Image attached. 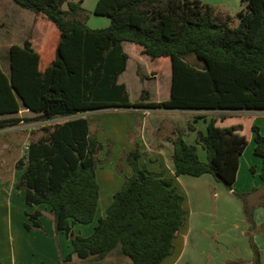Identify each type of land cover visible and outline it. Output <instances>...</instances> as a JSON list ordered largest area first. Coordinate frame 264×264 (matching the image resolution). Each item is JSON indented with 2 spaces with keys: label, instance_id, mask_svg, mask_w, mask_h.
Segmentation results:
<instances>
[{
  "label": "trees",
  "instance_id": "obj_1",
  "mask_svg": "<svg viewBox=\"0 0 264 264\" xmlns=\"http://www.w3.org/2000/svg\"><path fill=\"white\" fill-rule=\"evenodd\" d=\"M12 1L57 28L42 53L28 38L22 46H11L9 73L0 61V131L29 122L19 116L22 110L36 114L33 120L40 122L69 118L44 128V135L29 142L16 164L21 172L16 188L24 191L25 204L48 206L56 231L71 239L72 252L65 264H74L75 256L104 262L114 251L132 264H162L174 254L175 240L188 217L175 178L206 174L241 200L253 263L262 264L253 236L264 232V226L258 228L249 200L257 190L238 194L233 187L251 139L255 156L262 159L264 182V134L253 115L233 113L264 112V0H243L246 8L239 12L236 26L230 16L216 17L213 8L199 0H98L95 15L110 19L102 29L87 25L85 0ZM124 43L142 47L151 59H170L169 99L154 101L144 89L138 101L130 100L127 85L120 82L130 59ZM103 110L221 116L207 121L206 132L191 128L197 133L195 144L187 143L183 131L174 132L168 140L174 146V178L140 164L142 152L136 145L127 154L132 174L114 194L106 216L84 237L74 227L96 219L101 197L98 154L103 148L85 115ZM233 119L238 121L231 124ZM241 120H247L249 136L244 135ZM199 146L207 153L206 162L199 157ZM25 215L27 231L43 229L40 209Z\"/></svg>",
  "mask_w": 264,
  "mask_h": 264
},
{
  "label": "rangeland",
  "instance_id": "obj_2",
  "mask_svg": "<svg viewBox=\"0 0 264 264\" xmlns=\"http://www.w3.org/2000/svg\"><path fill=\"white\" fill-rule=\"evenodd\" d=\"M70 1L77 2L79 0ZM96 1L98 2V0H89L86 3L85 7H83L88 12L87 22L90 27H93L95 25L97 26L100 23H104V20L106 19L105 17H99L95 15L94 11L97 5ZM199 1H201L202 4L213 8L216 17H222L226 15L230 16L234 21L233 26L238 25V14L246 8V3L243 0ZM64 8H67V6H65ZM8 18L9 20L5 18V14L0 13V54H4V56H6L5 58L1 57L0 61L5 70L8 68V46L21 41L24 42L26 40L24 37L29 33L26 28L22 32V30L20 31L19 29H15L14 26L12 27L10 16H8ZM23 20L25 22L30 20L26 13L23 14ZM2 23H6V25L4 24V26L1 27ZM51 25L53 28H55L53 24ZM38 31L39 33L41 32V30ZM137 48L139 49V46L132 43L126 45V51L131 54L132 59L128 63L127 71L121 77V80L128 86L127 89L130 100L132 102L138 101L144 88L148 89V91L152 94V99L154 101H163L169 99L170 95L168 92V78L170 82L171 66L169 63H167L169 62L168 59H151L147 56H141L139 53L140 50L138 51ZM189 61L191 63L195 62L194 58H190ZM136 74L140 77V80H138ZM103 111L104 112H101L97 115L95 114V116L85 115L91 117L90 121L92 132H95L97 134L99 141L103 145V148L98 154L99 169L97 171V175L101 188V198L96 219L92 224L89 225L77 224L75 229V233L77 235H81L84 237L88 235V231H92L94 229L93 224L96 225L100 218L106 216L107 209L113 201L114 194L122 188L124 181L127 179V177H129L128 173L132 171L127 161V154L129 152L125 153L123 150L128 148L130 143L133 144V150L135 149L136 145H139L140 148V144L136 142L137 138L140 136V126L143 121L145 122L144 124L147 129H151V127L154 128L158 125L159 129H156L157 131L155 132V137L159 136V139L160 137L165 140L173 139V137H175L174 132L176 130H181L185 134V140L187 141V143L195 144L197 133L196 131H192L191 128L195 127L197 131L206 132L207 121H209L212 117L221 116V113L219 112H178L174 114L167 113L163 115L156 114L148 110L138 112H130L132 110ZM146 113H149L150 115H146ZM226 114L231 115L232 113ZM233 114L242 116H259L257 117V119H259L257 125L263 127V129H261L262 133L264 134V112H243L240 114L234 112ZM19 116L30 121L21 123L17 127L0 131V177H3L5 182V192L3 196L2 194H0V255L3 259L4 264H11L12 240L9 236L13 232L16 233L20 228L23 229V223L25 222L26 218L24 211L32 213L34 212L33 208H38L43 213L44 226L43 229L33 230V233H31L30 238L33 239L35 247L34 263L65 264L64 260L72 251L71 239L66 234L56 231L54 227L53 214L50 212V208L48 206L33 208L26 206L24 203V191L16 188V185L19 182L21 176V172L16 169V164L21 158L24 157L26 146L30 141L40 139L44 135V128L55 125L56 123H62L64 121V117H59L49 122H40L33 120L37 116L34 113H23L21 115L19 114ZM202 116H205L206 120L201 119L200 117ZM196 118L199 119L195 121ZM235 121H238V119L231 120V124L236 123ZM241 121L244 122V125L246 126L244 135L249 136L251 132L248 129V122H246L247 120ZM147 132L149 134V137H151L152 131L149 132L148 130ZM144 141L148 143L146 133L145 137L143 138V142ZM199 157L201 161H207V153L201 146H199ZM256 158L258 157H255L252 149L248 148L247 146L245 152L242 154V160L240 159V163L242 162V165L241 168L239 167L240 171H238L239 185L237 186V188L242 187V185H249L248 187H252L256 180H261L260 174H258V176H255L256 172L252 173L251 171V167H254L256 171L255 165L252 164L253 159ZM153 161L155 163L158 160L149 159L147 157V154L144 156V154L142 153L140 164H145L146 162L151 163ZM163 164L166 166V168H168L169 166L171 167V165H173L172 158L170 156H165L163 158ZM211 178H213L215 181L213 179L208 181V179L206 178L203 179L200 177L195 178L183 176L176 183L179 192L185 197L184 208L186 209L189 216L188 221H186V225H189L187 230L190 227V220L193 219L194 221V219H197L196 217L200 214L201 211L208 214L210 213L211 215L217 213V215L221 218L224 217L223 220L227 219L226 216H228L230 219L234 218L235 220H239L240 211L237 209L238 206L236 205V203H233L232 201L228 203V200H225L224 198L222 200L226 202L223 204L221 203L222 206L221 204H218L217 206V197L215 196V193L218 192V189L216 188L217 184L223 186L228 196L230 191L224 183L217 181L213 176ZM237 193L241 194L239 192ZM263 194L264 191L257 189V191L252 192L249 196L250 205L253 208L255 214L259 212L260 208L264 207L260 206L259 204L260 196H262ZM232 198H234L235 201H237V199L240 200L235 195H233ZM210 208L214 211H209ZM243 214L245 215V212ZM210 221L212 220L210 219ZM214 223L217 222H213V224ZM208 224L211 225L212 223L208 222ZM185 226H183L184 229L182 227L183 237L187 233V230H185ZM216 226L219 227L213 229L210 226L209 228H206V230H204L198 227L197 224L192 222V229L194 233L191 236V240L194 242L195 233L199 234L201 232L204 234V236L203 234H201L196 237L198 247L196 244H191L188 250L192 252V255L190 254L189 256H187L186 259L192 257L193 261H196V250L199 248V246L200 248L198 251L199 255L201 256H203L204 251L215 252L216 250H218V255H213L211 257L221 258L223 257L221 255H226L225 251L228 250L225 247L220 246L219 248H217V244L214 243L216 247L214 248L212 244L213 241H216V237H214L217 236L216 231H220L223 223H217ZM212 230H215L214 233ZM209 232H211V234ZM206 233H208V236L205 235ZM42 234L44 237L42 236ZM14 235L18 236L22 240L24 239V233L22 231H20V234L16 233ZM25 238L31 240L28 235ZM244 238L246 239L245 245L249 244L248 248L251 247L249 235L248 237ZM18 241L21 242V240L16 239V245ZM34 247L32 248L34 249ZM251 250L253 251L252 247ZM17 257L19 256L17 255ZM204 258L206 259L210 257H207L206 255V257ZM186 259L182 261L181 264H186ZM227 262L228 260H226L224 264H227ZM72 263L132 264V261L128 257L119 254L118 251H114L107 257L105 262L83 261L75 256Z\"/></svg>",
  "mask_w": 264,
  "mask_h": 264
},
{
  "label": "crops",
  "instance_id": "obj_3",
  "mask_svg": "<svg viewBox=\"0 0 264 264\" xmlns=\"http://www.w3.org/2000/svg\"><path fill=\"white\" fill-rule=\"evenodd\" d=\"M88 1L89 0L84 1L83 7H85V5ZM0 13L5 14V18L7 20H9L8 16H10L11 25H12V27L14 26L15 29H19L20 31L22 30V32H23L26 28L29 31L28 35H26L24 38L30 39V41L32 42L33 48L38 53H42L44 51L45 46L47 45V41L50 37V34L52 33V31H56V29H57L56 27L53 28L51 25L52 23L47 21L43 17L37 16L30 11L21 9L12 0H1V2H0ZM25 13L30 18V20H28L26 22L23 20V14H25ZM99 17H101V16H99ZM105 18L107 20L105 19L104 23H100L97 26L95 25L93 27H90L88 25V22H87V25L91 29L107 28L110 25V19L107 17H105ZM4 24L6 25V23H2L1 27H3ZM38 30H41V32L39 33ZM127 44H131V43H124V50L129 55V57H130L129 61H130L132 59V56L129 52L126 51V45ZM13 45L22 46L23 41L18 42V43H13L10 46H8V48H10ZM137 50L138 51L140 50L139 53L141 56H147V55H144L142 53V47L139 46V49L137 48ZM1 57L5 58L6 56H4V54H0V58ZM138 61H140V60H138ZM168 61L169 62H167V61L166 62L169 63L171 66L170 59H168ZM3 70L6 73H9V66L6 70L3 66ZM122 76L123 75L120 76V82L124 83L121 80ZM136 76H137L138 80H140V77L137 74H136ZM171 79H172V66H171ZM144 89L148 90L146 88H144ZM170 89H171V80L169 82V78H168L169 95H170ZM106 111H110V110H106ZM133 111H136V110H132L130 112H133ZM101 112H104V111L92 112V113H89L86 115H94L95 116V114L97 115ZM178 112H180V113H187L188 112L189 113L192 111H183V112L182 111H154V113H156V114H163V115H165L167 113L174 114V113H178ZM23 113H31V112L28 110H22L20 112V115ZM193 113H197V112H193ZM146 115H150V114L146 113ZM257 117H259V116H256V115L254 116L253 122L255 124H257V122L259 121V119H257ZM68 119L69 118L64 117V121H66ZM144 123H145L144 121L141 123L140 136L137 138V142L136 141H134V142L140 144V150L144 154V156L147 154V157L149 159H157L158 160L155 163H154V161L151 163L146 162L145 165L147 167H149V169H151L152 171H155L157 173H164L166 176L174 178L175 177L174 165H171V167L169 166L168 168H166V166L163 164V158L165 156H167V157L170 156L172 158L173 151H174L173 143L171 141L162 139L161 137L159 139V136L158 137L156 136L157 138L155 137V132L157 131L156 129H159L158 125L155 126L154 128L151 127V129H147V127L145 126ZM260 127L263 129L262 126H260ZM148 130H149V132L152 131L151 137H149V134L147 132ZM145 133L147 134V139H148V143L150 144V146L145 141L143 142V138L145 137ZM35 141H37V140H35ZM248 148H251L253 153H254L255 144L252 141V139L248 145ZM15 149H17V148H15ZM132 150H133V144L130 143L129 147L123 151L125 153H128ZM255 157H257V156H255ZM252 164H254L256 167L255 176H258V174H260L262 171V159L259 157L256 159H253ZM241 165H242V162L240 163V166H239L240 168H241ZM240 168H239V171H240ZM131 174H132V171L128 173V176H130ZM209 175L210 174H206L200 178H203V179L206 178V179H208V181H210L213 178H211L212 176H209ZM179 179H181V177L178 179L175 178L176 183ZM238 182H239V173L237 175V180H236V183H235L234 188H233V192H235V193H237V192H239V193H251L252 192L251 190H254L255 188H256V190L259 189L261 191H264V182L262 180H260V181L256 180V182L254 183V185H252V187H248L249 185H242V187L237 188V186L239 185ZM216 188L218 189V192L215 193V196L217 197V202H216L217 206H218V204L220 205L221 203L223 204L226 202V201L222 200L224 198H225V200H228V203L230 201H232L233 203H236V205L238 206L237 209L240 211L239 220H235L234 218L230 219L228 216H226L227 217L226 220L225 219L223 220L224 217L221 218L220 216L217 215V213L211 215L210 213L208 214V213L201 211L200 214L196 217L197 219H194V221H193V219L190 220V227L188 230H187V228L189 225L188 224L186 225V223H185V225H186V226L184 225L186 227L185 230H187L186 235L184 237L182 236V232L184 229V227H183L182 231L179 234V237L176 238V240H175V253L173 255L169 256L162 264H181V262L184 261L187 256H189L190 254L192 255V252L188 250L189 246L191 244L197 245L198 242L196 241V237L198 235L203 234L201 232L199 234L195 233L194 234V242L191 240V236L194 233V231L192 229V222H194L195 224L198 225V227H200L204 230H206V228H209L210 226H211V228L216 229L219 227V226H216V224L222 222L223 226L221 227L220 231H216L217 236H214V237H216V241H213L212 244H213L214 248H216L214 245V243H216L218 246L217 248L222 246V247H225L228 251H225L226 255H221V256H223L221 258L211 257L213 255H218V250H216L215 252L204 251L203 256L206 257V255H207V257H210V258L205 259L203 256L199 255V251H198L200 248V246H199V248L196 250L197 251L196 252V261H193L192 257H190L189 259H186V264H194V263L195 264L196 263L197 264H200V263H202V264H224L226 260H228L227 264H254L253 263L254 262V253L251 250V247L248 248L249 244L245 245L246 239L244 237H248V235H249V223H248L245 215L243 214L244 213L243 204L237 198H235V199H237V201H235L234 198H232L233 193L231 191L229 192V196H228L227 192H225L223 186H221L220 184H217ZM4 192H5V182H4L3 177H0V194H2V196H3ZM100 196H101V188H100ZM263 198H264V194L262 196H260V200H259L260 206H262L261 204L263 203ZM222 204H221V206H222ZM33 209H34L33 211H35L38 208H33ZM209 211H214V210H212L210 208ZM26 212H28V211H24V214ZM25 217H26V215H25ZM188 217H187V221H188ZM210 219L212 221H210ZM53 220H54V216H53ZM26 221H27V217L25 218V222ZM25 222L23 223V229L24 230L20 228L16 232L18 234H20V231H22L24 233V239L23 240L20 239L18 236H15L14 234H16V233H14V232L11 233L9 236V237H11V240H12L11 264H35L34 263V261H35V257H34L35 256V247H34L33 239L30 238L31 233H33V230L27 231L24 228ZM41 222L44 226L43 215L41 217ZM208 222L212 223V224L210 225V224H208ZM213 222H217V223L213 224ZM255 222H256L258 228L264 226V207L260 208L259 212H257V214H255ZM93 227H95L94 224H93ZM93 227H92V229H93ZM75 229H76V225L74 227V231H75ZM93 230L88 231L89 236L93 233ZM212 231L214 233L215 230H212ZM209 233L211 234V232H209ZM27 235L29 236V238L31 240L25 238ZM88 235L86 237H88ZM205 235L208 236V233H206ZM42 236H43V234H42ZM203 236H204V234H203ZM0 237H1V235H0ZM253 238H254V243L259 248V251L261 253V263L264 264V232L263 231L256 232L254 234ZM16 239L21 240V242L18 241L17 245L15 244ZM0 240H1V238H0ZM22 241H23V243H22ZM32 247H34V249ZM197 247H198V245H197ZM219 253H220V250H219ZM17 255L19 257H17ZM202 260H204V261H202ZM0 264H4L3 259L1 258V255H0ZM96 264H101V263H96ZM113 264H116V263H113Z\"/></svg>",
  "mask_w": 264,
  "mask_h": 264
}]
</instances>
